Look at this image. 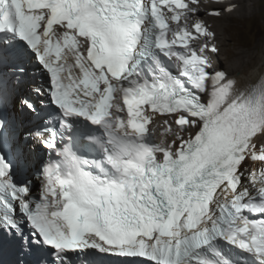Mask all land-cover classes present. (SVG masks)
Masks as SVG:
<instances>
[{
    "label": "snow or ice",
    "instance_id": "1",
    "mask_svg": "<svg viewBox=\"0 0 264 264\" xmlns=\"http://www.w3.org/2000/svg\"><path fill=\"white\" fill-rule=\"evenodd\" d=\"M201 4L0 0V65L45 80L19 105L46 154L18 171L21 133L0 118V233L41 264H264V167L248 171L264 164V75L215 66ZM158 119L170 143L153 142Z\"/></svg>",
    "mask_w": 264,
    "mask_h": 264
},
{
    "label": "rangeland",
    "instance_id": "2",
    "mask_svg": "<svg viewBox=\"0 0 264 264\" xmlns=\"http://www.w3.org/2000/svg\"><path fill=\"white\" fill-rule=\"evenodd\" d=\"M236 4L231 14L226 13L218 18L208 15L209 11L202 12V19L215 33V44L219 48L215 66L219 70L230 67L239 52L257 54L264 47V0H238ZM252 4H255V12L250 15L249 11H243L245 6Z\"/></svg>",
    "mask_w": 264,
    "mask_h": 264
},
{
    "label": "bare ground",
    "instance_id": "3",
    "mask_svg": "<svg viewBox=\"0 0 264 264\" xmlns=\"http://www.w3.org/2000/svg\"><path fill=\"white\" fill-rule=\"evenodd\" d=\"M237 1L236 0H233V1L228 0L229 3L235 4V5H237L236 4ZM203 6L204 7L200 8V18L201 19L203 17L202 16L203 10L210 12L213 9H217V7H219V8L224 7L223 4H218L215 2H214V4H210V3L204 4L203 3ZM243 11H246V12L249 11L250 15H251V13L255 12V4L249 5L248 7L245 6ZM202 20L204 21V19H202ZM230 45H232V44H230ZM237 57L238 58L233 61L234 63H232L230 65V67L223 69V71L228 72L230 75L231 74L237 75L239 80L242 82V85L257 84L260 81V78L262 77V75L264 74V47H263V50L257 52V54H255V53L249 54L246 52H239L237 54ZM221 70H222V68H221ZM158 120H160V119H158ZM158 120H156V121H158ZM161 132L162 131H160V129H157L155 131V133H157L158 140H159L158 144L168 143L169 140H171V137L170 136L169 137L162 136L160 134ZM248 167H249V169L251 168L252 170H255L258 168V165L256 163H253V164L249 163Z\"/></svg>",
    "mask_w": 264,
    "mask_h": 264
},
{
    "label": "clouds",
    "instance_id": "4",
    "mask_svg": "<svg viewBox=\"0 0 264 264\" xmlns=\"http://www.w3.org/2000/svg\"><path fill=\"white\" fill-rule=\"evenodd\" d=\"M230 1H233V0H230ZM205 4V3H210V4H214L213 0H202V4ZM201 4V5H202ZM217 46V45H216ZM264 75V74H263ZM259 166V164H257Z\"/></svg>",
    "mask_w": 264,
    "mask_h": 264
}]
</instances>
